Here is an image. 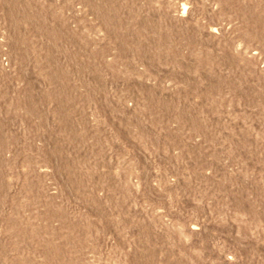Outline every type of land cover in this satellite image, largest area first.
Instances as JSON below:
<instances>
[{
    "label": "rangeland",
    "instance_id": "1",
    "mask_svg": "<svg viewBox=\"0 0 264 264\" xmlns=\"http://www.w3.org/2000/svg\"><path fill=\"white\" fill-rule=\"evenodd\" d=\"M0 264H264V0H0Z\"/></svg>",
    "mask_w": 264,
    "mask_h": 264
}]
</instances>
